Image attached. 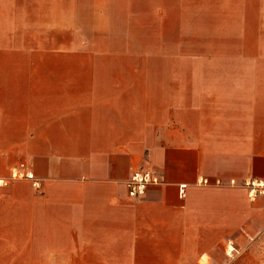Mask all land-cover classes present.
Instances as JSON below:
<instances>
[{
  "label": "crops",
  "instance_id": "obj_1",
  "mask_svg": "<svg viewBox=\"0 0 264 264\" xmlns=\"http://www.w3.org/2000/svg\"><path fill=\"white\" fill-rule=\"evenodd\" d=\"M197 1L0 0V179L40 184L0 188V264H264V44L211 62L177 28L225 6L263 41L264 0Z\"/></svg>",
  "mask_w": 264,
  "mask_h": 264
},
{
  "label": "rangeland",
  "instance_id": "obj_2",
  "mask_svg": "<svg viewBox=\"0 0 264 264\" xmlns=\"http://www.w3.org/2000/svg\"><path fill=\"white\" fill-rule=\"evenodd\" d=\"M191 8L192 6H181V20L177 27L180 31L179 45L188 44L194 46L197 51V57L200 56V52L202 56L207 57V60L211 62L231 63L236 60H242L240 59L241 55L236 53V47L251 49L258 44L260 45V43L264 44V39L262 41L261 39L242 38L239 36V32L236 30V22L229 20L231 16L226 15L228 8L225 6H212L210 7V13L209 8L206 7L205 9L203 5L197 4L194 8L195 13H200L201 15L197 16L196 20H186L189 18L190 13H193ZM221 9L225 11L221 13ZM182 10L185 14L182 13ZM204 10L208 11L205 13ZM172 24L175 27V23ZM251 55V53L246 55L243 53L244 60L249 59Z\"/></svg>",
  "mask_w": 264,
  "mask_h": 264
},
{
  "label": "built area",
  "instance_id": "obj_3",
  "mask_svg": "<svg viewBox=\"0 0 264 264\" xmlns=\"http://www.w3.org/2000/svg\"><path fill=\"white\" fill-rule=\"evenodd\" d=\"M24 179L30 180L32 182V187L35 190L40 189L39 181L35 180L33 174L25 168L12 170L8 180L0 179V188L7 187L11 181ZM203 182L207 183V181ZM161 184L162 181L156 171L152 169H144L134 172L125 183V187L131 197L140 198L145 194L148 187L158 186ZM243 187L247 189L248 198L251 201L255 200L260 195H264V182L246 180L243 183ZM180 194L181 196L184 195V186L180 187ZM228 252L232 253L233 249H229Z\"/></svg>",
  "mask_w": 264,
  "mask_h": 264
}]
</instances>
